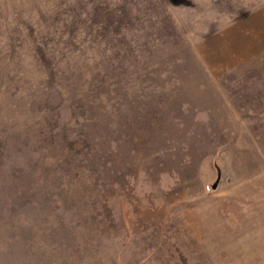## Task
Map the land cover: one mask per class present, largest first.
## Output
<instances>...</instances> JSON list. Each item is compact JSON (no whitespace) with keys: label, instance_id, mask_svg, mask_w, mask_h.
I'll return each instance as SVG.
<instances>
[{"label":"rangeland","instance_id":"1","mask_svg":"<svg viewBox=\"0 0 264 264\" xmlns=\"http://www.w3.org/2000/svg\"><path fill=\"white\" fill-rule=\"evenodd\" d=\"M0 264H264V0H0Z\"/></svg>","mask_w":264,"mask_h":264},{"label":"water","instance_id":"2","mask_svg":"<svg viewBox=\"0 0 264 264\" xmlns=\"http://www.w3.org/2000/svg\"><path fill=\"white\" fill-rule=\"evenodd\" d=\"M215 186V184H213V187Z\"/></svg>","mask_w":264,"mask_h":264}]
</instances>
